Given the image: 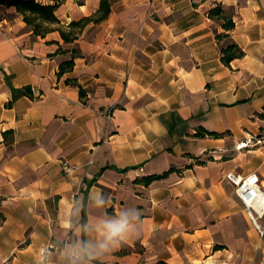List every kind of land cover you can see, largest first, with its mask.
I'll return each mask as SVG.
<instances>
[{
  "label": "crops",
  "instance_id": "1",
  "mask_svg": "<svg viewBox=\"0 0 264 264\" xmlns=\"http://www.w3.org/2000/svg\"><path fill=\"white\" fill-rule=\"evenodd\" d=\"M77 1L56 9L60 25L99 8ZM216 5L231 31L208 17ZM223 33L243 52L228 65ZM228 173L264 190V0H114L67 44L0 5V264H41L42 248V264H69L120 213L128 240L80 264H264Z\"/></svg>",
  "mask_w": 264,
  "mask_h": 264
},
{
  "label": "trees",
  "instance_id": "2",
  "mask_svg": "<svg viewBox=\"0 0 264 264\" xmlns=\"http://www.w3.org/2000/svg\"><path fill=\"white\" fill-rule=\"evenodd\" d=\"M63 0H0V5L14 7L16 11L22 15L25 24L32 30L35 36L45 37L46 34L58 31L64 43H74L78 39V35L83 28L90 24H98L108 17L110 14L111 3L114 0H99V8L95 14L83 17L78 21H71L67 26L60 25V21L55 15L56 9L61 5ZM83 0H78L81 3ZM208 17L214 21H220L222 29L226 32L231 31L235 23L232 15H229L221 5H216L208 12ZM216 40L220 44L225 40V44L220 45L221 61L228 65L233 59L240 58L243 55L242 50L230 40L228 34H216ZM61 51V49H59ZM71 58L62 62L59 65L57 76L60 77L64 73L72 70L74 66V59L78 56V50L73 48L71 50ZM69 83V81H66ZM80 96L84 95L83 89L78 86ZM17 95H25L32 97L30 87H25L19 91H15L13 97ZM197 136H214L217 134L209 133L201 129ZM149 176L140 180L144 185H149L154 180L165 176Z\"/></svg>",
  "mask_w": 264,
  "mask_h": 264
},
{
  "label": "clouds",
  "instance_id": "3",
  "mask_svg": "<svg viewBox=\"0 0 264 264\" xmlns=\"http://www.w3.org/2000/svg\"><path fill=\"white\" fill-rule=\"evenodd\" d=\"M98 203H102L98 201ZM98 232V241L95 245L74 246L67 250L66 255L69 264H80L85 257L88 259L98 258V254L112 252L120 246V242H126L132 231L128 218L120 213L117 219L102 221L96 226ZM42 264V262H41Z\"/></svg>",
  "mask_w": 264,
  "mask_h": 264
},
{
  "label": "built area",
  "instance_id": "4",
  "mask_svg": "<svg viewBox=\"0 0 264 264\" xmlns=\"http://www.w3.org/2000/svg\"><path fill=\"white\" fill-rule=\"evenodd\" d=\"M66 173L70 172V168L66 163L62 164ZM226 180L234 187V192L240 202L243 204L246 214L252 222L260 236H264V227L259 223V219L264 217V190H262L259 178L256 174L249 176H239L228 173ZM40 262H47L49 253L46 248L39 251Z\"/></svg>",
  "mask_w": 264,
  "mask_h": 264
}]
</instances>
